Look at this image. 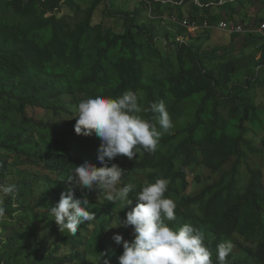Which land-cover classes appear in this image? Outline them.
Instances as JSON below:
<instances>
[{
    "label": "trees",
    "instance_id": "obj_1",
    "mask_svg": "<svg viewBox=\"0 0 264 264\" xmlns=\"http://www.w3.org/2000/svg\"><path fill=\"white\" fill-rule=\"evenodd\" d=\"M110 1L92 0L85 9L68 0L7 1L6 4L18 15L35 17L39 21L26 25L11 23L5 18H0V100H13L17 104L16 111L21 116L17 124L0 133V152L15 155L16 158L26 160L29 164L42 165L47 172L58 178L56 181L49 180L48 190L43 193L35 206L30 208L35 214L38 209H42L43 216L38 219H45V216L50 214V205L59 202L63 187L60 178L65 176L71 167L87 162L85 154L79 149L80 140L88 141L92 136L77 135L74 131L75 123L59 126L44 120L38 121L28 114L29 109L50 108V103L62 102L63 96L66 95L76 97L86 86L92 85L104 89L95 96L116 98L125 91L131 90L137 93L140 106L146 97L148 107L151 103H158L161 100L165 105L171 101L172 111L180 103L196 100L194 120L183 131L160 138L158 145H168L177 136L185 134L178 141L173 154L169 157H158L157 150L152 153L146 152L138 164L141 169H146L150 166L157 167L166 161L167 172L161 178L170 180V184L182 179V185L186 188L188 185L186 162L192 159L196 152H199L200 156L197 162L212 172L220 171L231 158H235L231 168L222 174L219 181L205 186L198 194L185 198L186 206L204 204L206 224L201 227L199 223H195V227L205 232L204 243L212 253L213 264H216V248L223 239L237 234L253 243L252 237L255 232L264 227L263 171L250 161L248 154V152L258 153L260 147L254 145L253 139L248 136L252 133V129L247 125L255 122L259 124L257 123L259 113L264 111V102L254 104L250 97L238 94V91L245 88L250 90L252 81L246 79V87L233 82V75L238 69L236 61L218 59L217 62L218 50L201 51L200 47L191 42L177 41L178 37L190 39L192 35L187 29L171 23L168 19L164 21L173 26L175 32H166L164 37L166 46L164 45L162 50L153 43L155 27L138 23L139 10L122 13L121 17L116 16L118 21L115 27H124V32H116L115 28L111 27L107 29L105 22L95 25L94 17L97 10L103 3ZM247 1L264 2V0H239V2L229 0L219 5L221 0L208 2L198 0L199 5L196 0H160L152 2V12L168 8L171 16L197 20L200 23L204 21L218 23L223 18L244 22L245 19H239L242 10L239 7L248 9L245 4ZM188 3L191 4L190 8H194L198 13L189 10L188 15L184 14L183 6ZM141 4L149 9L145 3ZM62 6L85 13L84 19L74 29L65 28L62 19L58 17ZM172 10L175 12L173 13ZM47 13L50 15L47 16ZM263 19L258 18L256 24ZM93 31H97L95 39L97 57L92 68L87 72L85 67L89 51L93 48L90 45ZM236 36L238 35L232 34L233 38ZM244 38L248 40V44L254 46L256 56L260 55L258 65L262 67L264 75V43L258 36L244 35ZM145 40L148 47L154 51L153 60L158 62L161 68L168 64L164 77H147L142 55ZM172 56L174 61H171ZM254 83L264 88V78L262 79L260 74L255 77ZM226 87L230 88V93L224 97L222 93ZM225 106H234L232 108L234 117L229 121L221 113ZM54 113L56 116L61 113L71 115V111L62 103L54 108ZM155 115L149 112L147 118L155 123L153 119ZM31 128L55 138L61 147L51 148L47 142L45 147L38 144L33 133L29 136ZM261 148L264 151V140L261 142ZM177 154L184 156V162L178 172H173L172 161ZM7 162V158L0 157V168H4ZM241 165H244L248 172V182L243 190L240 189L238 178ZM103 166H105L103 163L95 165L97 168ZM197 179L199 180L200 177L197 176ZM169 188L173 191L172 187ZM84 196L74 189L75 198ZM135 205L136 203L133 207ZM1 206L6 212L0 219L14 220L21 211V208L17 207L16 200L11 196H8ZM248 206L251 207V217L245 216ZM88 210L92 212L89 205ZM113 210L112 207L100 209L98 214H95V220L81 224L74 236L69 233L62 237L65 231L62 233L58 226H54L51 236L57 239L61 235V241L58 243V239L55 240L56 243H51L54 249L44 252L43 256L37 253L32 264H91L89 258L82 252L76 254L74 252L87 244L89 237L86 236V232L98 222L100 226L96 228V242L90 254L97 253L102 264L105 259L109 260L110 264H118L117 260L112 259V250L107 247L110 222L106 216ZM25 223L30 228H34L32 219L25 220ZM23 228L21 224L20 229ZM24 231L18 230L6 242L0 241V244H17L32 234ZM128 232L129 241H132L134 237L130 231ZM41 245L43 248L50 246L49 239H43ZM66 247L69 253L61 255ZM246 250L256 264H264V238L256 241L253 248L246 247ZM227 260L228 264H246L245 260L233 259L232 252ZM0 264H10V262H5L3 256L0 257Z\"/></svg>",
    "mask_w": 264,
    "mask_h": 264
},
{
    "label": "rangeland",
    "instance_id": "obj_2",
    "mask_svg": "<svg viewBox=\"0 0 264 264\" xmlns=\"http://www.w3.org/2000/svg\"><path fill=\"white\" fill-rule=\"evenodd\" d=\"M9 0H0V18H5L11 23L18 24H26L31 25L39 19L35 17H24L18 15L14 12L12 8H10L6 3ZM71 3L79 4L82 9L87 8L92 0H68ZM203 2H208L211 0H202ZM246 1V0H242ZM239 2V0H237ZM247 1L245 3L248 9L240 6L241 16L239 19H246L251 17L250 25H253L258 18H264V2L263 1ZM251 5V6H250ZM191 4L188 3L183 6L184 14L188 15L189 10L192 12H197L194 8H190ZM137 10L140 11V17L138 19L139 24H148L149 26L155 27L153 43H155L161 50L164 47V37L166 32H175L173 26H171L167 21V17H171L170 10L168 8H162V10L156 12H150L144 4H141L138 0H111L109 2L103 3L100 8L97 10L94 17V24L97 25L101 22H105L106 28H115L116 32H124L125 28L120 27L116 28L115 24L118 20H116V16L121 17L122 13H133ZM173 13L175 10H172ZM171 11V12H172ZM201 14V13H200ZM47 16L50 13L46 14ZM85 13L80 10L71 9L68 6H62L60 12L58 13V17L62 19L65 28L74 29L83 19ZM176 16V15H173ZM187 17V16H186ZM246 24V23H243ZM96 36L97 31H93L90 39V45L93 48L89 51V57L87 59V64L85 67V71H89L94 63V59L97 57L96 54ZM143 40V38H141ZM178 41V40H177ZM185 42H191L192 44L200 47L201 51L204 50H218L216 51L217 62L218 59L220 61H228L234 60L237 63V72L233 75V82L239 83L246 87L245 80L250 79L252 81V88L247 90V88L238 91L240 96L250 97L254 104H259L264 102V88L254 83V79L257 75L260 74V77L263 79L264 75L262 74V67L258 65V61L260 59L259 55L256 56L255 48L252 44H248V40L244 38V35H238L236 38H233L232 35L223 33L220 31H208L204 30L198 33H195L191 36L190 39H185ZM144 42V50L142 51L144 65L146 70V75L148 78H161L166 75L168 70V64L164 68H161L155 60L152 58V54L154 53L146 44V40ZM166 46V45H165ZM225 50L226 52H224ZM171 61H174L173 56L171 57ZM104 89L100 88L96 85L86 86L82 92H80L76 97H69L68 95L63 96L62 102L50 103V108L47 107L44 110L40 109H29L28 114L34 116L38 121H47L50 123H55L59 126L61 125H69L76 123V108L78 103L87 98L95 97L97 93H101ZM230 93V88L226 87L222 93L225 97ZM75 100L76 102H72ZM62 105L68 108L71 111V115H67L65 113H61L59 116H56L54 113V108L56 106ZM146 97H144V101H142L141 108H147ZM172 102L169 101L166 104L167 110L170 114V117L173 121L174 127L171 130V133H165L162 136H171L176 134L179 131H183L189 123L194 120V114L197 108V101L193 100L187 103H180L176 106V108L172 111L171 109ZM17 104L13 102V100L5 99L3 101L0 100V133H3L17 124L21 116L16 111ZM232 107H223L221 113L226 120H231L234 117V113H232ZM241 110V108H240ZM149 112L141 111L139 115L144 119L147 118V114ZM2 120L6 122L3 123ZM259 124L248 123V127L252 129V133L248 136L251 137L254 141V145L260 147V151L256 154L248 152L250 156V161L260 167L263 171V181H264V151L261 148V142L264 140V111H260L259 113ZM34 128V127H33ZM31 128L29 131V136L33 133L38 144L42 146L50 145L51 148H59L61 147L55 138L51 137L48 134H43L36 129ZM158 130L162 131L157 125ZM92 138L88 141L80 140L79 149L81 152L85 154L86 160L88 163L92 165L101 164L97 159V150L98 145L101 144L100 138H98L94 133ZM161 136V137H162ZM185 134L177 136L170 144L168 145H158L157 146V154L158 157H169L173 154L175 147L178 141L184 137ZM146 152L141 150L136 157L132 160H129L125 156H118L112 161H107V166H111L113 163L117 164L121 169L124 170V174L121 177V183L118 187L123 186L124 184H134L135 189L132 193H130V199L132 200V205L126 206L123 209V205L119 202L112 203L108 202L105 198V193L100 189H96L94 191H82L76 189L80 193L87 196L89 200V206L91 207V211L95 214H98V211L102 208L112 207L113 214H107L106 219L110 222V237L107 242V247L112 250L113 256L112 259L118 261V257L123 253V247L121 245L115 244L112 237L115 234H120L123 236L124 240L129 241V232L133 235L132 227H116L119 224V219L124 220L126 218V212L133 207V204L136 203V198L134 197L136 193H138L143 186L149 183H154L156 179L161 178L165 175L168 168V163L163 161L159 166L154 167L150 166L146 169H141L139 167V162L144 158ZM1 158H7L8 162L5 164L4 168H0V185H15L17 191L15 200L17 207L21 208V211L16 215V219H0V241L6 242L9 237L13 236L17 233L18 230L24 231L26 230L28 233H32L28 235L23 241L18 242L17 244L11 245H1L0 244V257L5 256V262H10V264H32L35 260L36 256L44 255V252H50L54 249L51 243H56L55 240H58V243L61 241V238L66 234H69L67 230H65L64 235H59V237L52 238V228L57 226L53 217L48 214L44 215L45 219H38V217L43 216V210L38 209L35 214V211H32L30 208H33L38 200L42 197L43 193H45L49 188V180L56 181L58 178L53 174L47 172L42 165L39 164H29L26 160L18 159L15 155H7L3 152H0ZM199 152H196L195 156L186 162L187 168V182L188 185L186 188L182 185V179H177L171 184L169 183V187L173 188V191H170L168 187V191L165 193V196L171 198L176 203L175 215L176 219L174 221H165L170 227L178 229L185 223H190L195 226V223H199L201 227L205 226L204 221V213H203V203H197L195 205L186 206L185 198L190 195L198 194L205 186L215 183L220 180L222 174L228 171L235 158H231V160L222 167V169L218 172H212L207 167L200 165L197 162L199 159ZM184 162V156L181 154H177L173 159L172 163L174 166L173 172H178ZM79 166V165H77ZM71 167L65 176L60 178L62 182V192L66 193L70 188H73V185L67 181V176L71 169ZM197 176L200 179H197ZM239 185L240 189L246 186L248 182V172L244 165L240 166L239 172ZM170 181V180H169ZM8 197V196H7ZM0 193V199H2V205L4 204L6 198ZM1 206V205H0ZM53 205H50V207ZM49 207V209H50ZM251 207H247L245 211V216H250ZM264 216V215H263ZM264 218V217H263ZM31 219L34 221V228H30L25 223V220ZM20 222V223H19ZM29 222V221H28ZM23 224L24 228L20 229V225ZM264 224V220H263ZM100 222L96 224V226H92L87 232L86 236L89 237L86 245L78 248L77 251L74 252H82V254L86 255L91 264H102L100 259L96 255H91L95 245V238L97 234V227L99 228ZM203 229V228H202ZM25 232V231H24ZM204 235L205 232L203 231ZM49 239L50 246L43 248L41 245V241L43 239ZM264 238V227L263 229H259L255 232L252 237L253 243L248 240L243 239V237L234 234L233 236L223 239L231 240L233 244L232 248V257L238 261H246V264H256L253 257L247 252L246 247H254L256 241ZM222 241V242H223ZM91 243V245H90ZM38 253V254H37ZM69 253V249L66 247L61 252V255H67ZM73 254V253H72ZM39 264V263H37Z\"/></svg>",
    "mask_w": 264,
    "mask_h": 264
},
{
    "label": "clouds",
    "instance_id": "obj_3",
    "mask_svg": "<svg viewBox=\"0 0 264 264\" xmlns=\"http://www.w3.org/2000/svg\"><path fill=\"white\" fill-rule=\"evenodd\" d=\"M141 111L156 114L153 117L155 123L138 115ZM74 117L77 135L89 136L94 133L100 138L97 159L105 166L97 168L84 162L71 169L67 181L73 188L62 192L59 202L49 209L60 232L67 230L73 236L81 224L95 220V213L88 210L87 196L75 198L74 189L89 192L100 189L106 194L108 202H119L123 209L132 205L129 197L135 185L128 183L118 187L124 170L115 163L107 166L106 158L109 162L118 156L132 160L141 150L155 152L161 136L170 134L174 127L163 100L142 109L137 93L131 90L116 98L98 95L83 99L78 103ZM157 125L162 131L158 130ZM169 183L166 178H158L154 183L143 186L134 196L136 205L126 212L124 220L119 219L118 226L112 227H132L134 235L132 241L124 240L120 234L113 235L115 244H122L123 247L118 264H213L212 253L204 243L202 231L190 223L175 229L165 222L176 219V203L165 196ZM17 191L15 185H0V193L5 197L15 199ZM5 212V208L0 206V217ZM232 248L231 240L219 243L216 264H228L227 258ZM103 264H110V261L105 259Z\"/></svg>",
    "mask_w": 264,
    "mask_h": 264
},
{
    "label": "built area",
    "instance_id": "obj_4",
    "mask_svg": "<svg viewBox=\"0 0 264 264\" xmlns=\"http://www.w3.org/2000/svg\"><path fill=\"white\" fill-rule=\"evenodd\" d=\"M138 1L141 3H145L149 7L150 12H152V2L153 1L159 2L160 0H138ZM228 1L229 0H221L219 5L225 4ZM196 2L198 3V0H196ZM167 19L171 23L187 29L190 35H194L195 33L204 30L220 31L230 35L237 34V35L258 36L259 38H261L262 42L264 43V19L260 23L258 22L259 24H256L255 21L253 25H250L251 18H246L244 22H234V21H229L227 18H223L218 23H209L208 21H204L200 23L197 20L191 21L188 18L180 19L177 16H171L168 17ZM177 40L182 43L185 42L184 41L185 39L183 37H178Z\"/></svg>",
    "mask_w": 264,
    "mask_h": 264
},
{
    "label": "crops",
    "instance_id": "obj_5",
    "mask_svg": "<svg viewBox=\"0 0 264 264\" xmlns=\"http://www.w3.org/2000/svg\"><path fill=\"white\" fill-rule=\"evenodd\" d=\"M224 15V14H223Z\"/></svg>",
    "mask_w": 264,
    "mask_h": 264
}]
</instances>
